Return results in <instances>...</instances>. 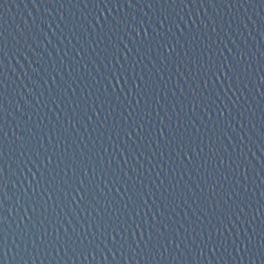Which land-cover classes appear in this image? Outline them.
<instances>
[{"label":"water","instance_id":"95a60500","mask_svg":"<svg viewBox=\"0 0 264 264\" xmlns=\"http://www.w3.org/2000/svg\"><path fill=\"white\" fill-rule=\"evenodd\" d=\"M0 264H264V0H0Z\"/></svg>","mask_w":264,"mask_h":264}]
</instances>
